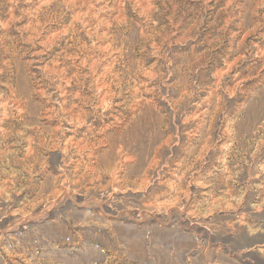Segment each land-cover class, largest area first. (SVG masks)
<instances>
[{"label": "rangeland", "instance_id": "rangeland-1", "mask_svg": "<svg viewBox=\"0 0 264 264\" xmlns=\"http://www.w3.org/2000/svg\"><path fill=\"white\" fill-rule=\"evenodd\" d=\"M0 264H264V0H0Z\"/></svg>", "mask_w": 264, "mask_h": 264}]
</instances>
